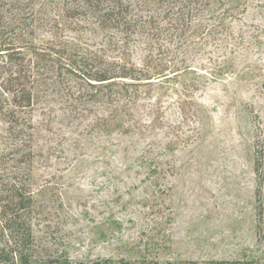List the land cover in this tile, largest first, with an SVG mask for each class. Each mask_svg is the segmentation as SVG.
Here are the masks:
<instances>
[{
	"label": "rangeland",
	"instance_id": "obj_1",
	"mask_svg": "<svg viewBox=\"0 0 264 264\" xmlns=\"http://www.w3.org/2000/svg\"><path fill=\"white\" fill-rule=\"evenodd\" d=\"M68 2L0 0V10L13 3V15L34 19L25 45L109 59L112 31L70 17ZM232 26V39L190 56L192 69L177 78L143 87L150 93L122 112L117 87L108 98L64 70L26 82L34 103L17 115L30 124L33 156L19 167L29 171L36 255L264 264V0H251ZM5 120L0 113V149Z\"/></svg>",
	"mask_w": 264,
	"mask_h": 264
},
{
	"label": "trees",
	"instance_id": "obj_2",
	"mask_svg": "<svg viewBox=\"0 0 264 264\" xmlns=\"http://www.w3.org/2000/svg\"><path fill=\"white\" fill-rule=\"evenodd\" d=\"M68 1L70 17L83 16L84 26L112 31L114 35L108 36L106 42L112 53L109 59L99 51L78 53L68 44L25 45L22 40L34 34V19L13 15V3L0 10V113L6 116L9 139L0 149V264H61L36 255L33 247L32 193L23 181L29 171L25 173L19 167L27 166L33 156L30 124L21 122L17 115L34 103L31 86L26 82L46 70L55 72L57 77L64 70L81 78L95 93L108 92V98L112 97V88L117 87L116 100L121 107L115 111H125L138 97L150 93L143 87L177 78L192 69L187 65L190 56L206 46L226 42L227 37L232 39V25L246 13L251 0ZM45 23L58 29L57 20ZM101 45L103 50L105 44ZM24 48L32 53L27 62ZM138 52L141 59L136 64L131 59ZM83 264L160 263L142 257L137 261L106 258Z\"/></svg>",
	"mask_w": 264,
	"mask_h": 264
}]
</instances>
